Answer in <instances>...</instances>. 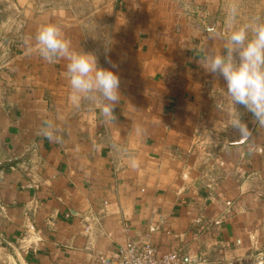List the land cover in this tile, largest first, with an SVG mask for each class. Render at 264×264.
Here are the masks:
<instances>
[{
    "label": "crops",
    "instance_id": "obj_1",
    "mask_svg": "<svg viewBox=\"0 0 264 264\" xmlns=\"http://www.w3.org/2000/svg\"><path fill=\"white\" fill-rule=\"evenodd\" d=\"M220 1L11 0L0 264H121L118 247L140 238L191 261L264 264V126L241 107L247 131L235 127L225 82L199 65L226 42ZM48 24L118 65L116 119L72 99L66 60L40 56Z\"/></svg>",
    "mask_w": 264,
    "mask_h": 264
},
{
    "label": "clouds",
    "instance_id": "obj_2",
    "mask_svg": "<svg viewBox=\"0 0 264 264\" xmlns=\"http://www.w3.org/2000/svg\"><path fill=\"white\" fill-rule=\"evenodd\" d=\"M237 12L236 5L230 6L227 17L230 26L235 23ZM35 42L45 61H67L66 75L73 100H99L101 115L116 119L114 109L121 98V80L112 70L118 68L116 63L106 57L111 67H100L95 53L74 50L54 24L42 26ZM199 65L206 73L225 82L229 106L237 110V118L233 121L235 127L242 133L247 131V125L240 119L241 107L258 125L264 126V22L257 19L255 23L233 28L226 37L223 51L207 52Z\"/></svg>",
    "mask_w": 264,
    "mask_h": 264
},
{
    "label": "rangeland",
    "instance_id": "obj_3",
    "mask_svg": "<svg viewBox=\"0 0 264 264\" xmlns=\"http://www.w3.org/2000/svg\"><path fill=\"white\" fill-rule=\"evenodd\" d=\"M11 0H0V66L3 64L6 51L14 48L15 37L19 31V25L14 21V9ZM238 8L235 23H227L230 6ZM264 22V0H221L216 11L217 27L225 34H229L233 28L255 23L256 20Z\"/></svg>",
    "mask_w": 264,
    "mask_h": 264
},
{
    "label": "built area",
    "instance_id": "obj_4",
    "mask_svg": "<svg viewBox=\"0 0 264 264\" xmlns=\"http://www.w3.org/2000/svg\"><path fill=\"white\" fill-rule=\"evenodd\" d=\"M117 252L121 264H211L204 259L186 261L178 250L158 253L155 245L148 238L130 240L119 246ZM97 260L100 264L108 263L101 256Z\"/></svg>",
    "mask_w": 264,
    "mask_h": 264
}]
</instances>
